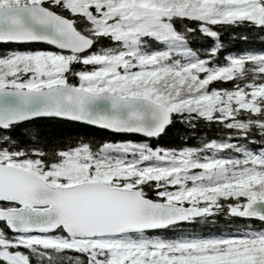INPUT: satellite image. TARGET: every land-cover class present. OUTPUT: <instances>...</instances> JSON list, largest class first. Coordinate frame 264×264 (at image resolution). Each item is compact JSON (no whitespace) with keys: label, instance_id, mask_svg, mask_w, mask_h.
<instances>
[{"label":"snow or ice","instance_id":"obj_1","mask_svg":"<svg viewBox=\"0 0 264 264\" xmlns=\"http://www.w3.org/2000/svg\"><path fill=\"white\" fill-rule=\"evenodd\" d=\"M0 264H264V0H0Z\"/></svg>","mask_w":264,"mask_h":264},{"label":"trees","instance_id":"obj_2","mask_svg":"<svg viewBox=\"0 0 264 264\" xmlns=\"http://www.w3.org/2000/svg\"><path fill=\"white\" fill-rule=\"evenodd\" d=\"M232 37H233V34L230 31L221 30L220 39L224 43L225 48L229 50L239 49L241 47L240 41L238 39H233ZM197 43H200V42H197ZM80 131H94V130L84 129ZM174 137H175V133H172V136L169 137L168 139L171 140ZM220 222L228 223L227 221H223V218H221ZM218 226H219V222H218Z\"/></svg>","mask_w":264,"mask_h":264}]
</instances>
